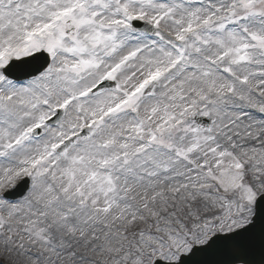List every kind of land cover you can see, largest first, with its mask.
<instances>
[{
    "label": "snow or ice",
    "instance_id": "snow-or-ice-1",
    "mask_svg": "<svg viewBox=\"0 0 264 264\" xmlns=\"http://www.w3.org/2000/svg\"><path fill=\"white\" fill-rule=\"evenodd\" d=\"M0 264H264V0H0Z\"/></svg>",
    "mask_w": 264,
    "mask_h": 264
}]
</instances>
